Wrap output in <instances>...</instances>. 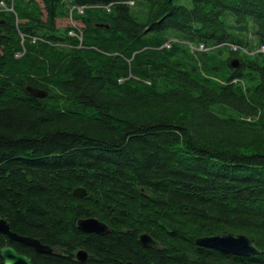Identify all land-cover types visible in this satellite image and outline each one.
Segmentation results:
<instances>
[{"label":"trees","instance_id":"1","mask_svg":"<svg viewBox=\"0 0 264 264\" xmlns=\"http://www.w3.org/2000/svg\"><path fill=\"white\" fill-rule=\"evenodd\" d=\"M178 1L0 0V219L53 252L3 234L0 248L40 264H82L79 250L85 264H264V0ZM188 44L228 46L230 75L206 76ZM229 233L259 254L195 243Z\"/></svg>","mask_w":264,"mask_h":264},{"label":"water","instance_id":"2","mask_svg":"<svg viewBox=\"0 0 264 264\" xmlns=\"http://www.w3.org/2000/svg\"><path fill=\"white\" fill-rule=\"evenodd\" d=\"M228 66L232 71H236L241 66L240 58L234 57L230 59ZM25 89L33 98L43 99L48 96V91L43 89L32 88L29 86ZM72 195L78 198L85 197L87 195V191L85 188L78 187L72 191ZM77 229L85 234L105 235L111 232V229L106 224L95 218L79 219L77 221ZM0 234L5 235L9 242H16L26 247L33 248L37 253L45 255H50L52 253L50 247L42 245L37 239L20 236L12 232L7 222L3 219H0ZM138 238L142 247L160 250V244L149 234L142 233ZM195 243L197 246L202 248L213 249L235 256H250L259 254V249L256 246L255 240L245 235L229 233L225 235L200 237L196 239ZM87 257V253L83 250H79L75 254V259L82 264L86 263ZM0 258L3 264H34L29 257L19 253L10 245H5L0 248Z\"/></svg>","mask_w":264,"mask_h":264},{"label":"rangeland","instance_id":"3","mask_svg":"<svg viewBox=\"0 0 264 264\" xmlns=\"http://www.w3.org/2000/svg\"><path fill=\"white\" fill-rule=\"evenodd\" d=\"M38 1V0H37ZM179 4H183L189 6L190 2L188 0H180L178 1ZM142 6H136L135 8L131 9V14L136 18L138 22H143L145 19L144 12L142 11ZM80 27L77 22H73L70 19H62L57 21V27L64 28V27ZM252 35V34H251ZM177 38L179 37L178 34H174ZM252 38V37H250ZM194 46H196L194 44ZM256 44H253L255 47ZM230 49L228 46H220L219 48L209 49L201 52L192 53L190 52L191 57L194 60L196 65L201 64L203 66L204 74L210 78L222 79L225 80L230 74L225 62L227 61L228 57L230 56ZM211 67H217V71L210 70Z\"/></svg>","mask_w":264,"mask_h":264},{"label":"built area","instance_id":"4","mask_svg":"<svg viewBox=\"0 0 264 264\" xmlns=\"http://www.w3.org/2000/svg\"><path fill=\"white\" fill-rule=\"evenodd\" d=\"M130 5H133V2H130L129 3ZM0 8H2L3 10H12V9H7V8H5L4 7V4L3 3H0ZM107 10H109L108 9V7H105ZM71 11H72V9H70ZM76 10H77V12L78 13H82V11H83V7H77L76 8ZM70 11V12H71ZM71 20V19H70ZM72 21V20H71ZM70 35H74V33H72V32H70L69 33ZM23 36H22V41H23ZM79 38V40H81V36H79L78 37ZM35 39L36 38H32V41H35ZM164 46L165 47H169L170 46V42H166L165 44H164ZM188 46H189V48H190V50H191V52H201V51H205V50H207L206 49V47H204V45L203 44H199L198 46L196 45V46H194V45H192V44H188ZM231 49L233 50V51H236L237 49H238V47H236V46H234V45H231ZM259 52H262V53H264V46H262L260 49H259Z\"/></svg>","mask_w":264,"mask_h":264},{"label":"flooded vegetation","instance_id":"5","mask_svg":"<svg viewBox=\"0 0 264 264\" xmlns=\"http://www.w3.org/2000/svg\"><path fill=\"white\" fill-rule=\"evenodd\" d=\"M10 245V244H9ZM33 249V248H32ZM52 250V249H51ZM35 251V250H34ZM52 252H53V250H52ZM37 253V252H36ZM38 254H40V253H38ZM52 254V253H51ZM42 255H45V254H42ZM33 262V261H32ZM39 262V260L37 259V263H34V264H40V263H38Z\"/></svg>","mask_w":264,"mask_h":264}]
</instances>
